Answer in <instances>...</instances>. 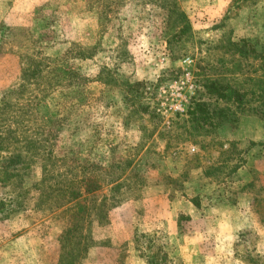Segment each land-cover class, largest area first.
<instances>
[{
  "label": "rangeland",
  "instance_id": "obj_1",
  "mask_svg": "<svg viewBox=\"0 0 264 264\" xmlns=\"http://www.w3.org/2000/svg\"><path fill=\"white\" fill-rule=\"evenodd\" d=\"M173 4L190 27L180 36ZM259 7L264 0H0V99L17 88L29 59L47 67L55 86L36 118L55 157L54 176L92 177L98 186L105 168L119 163L133 177L131 198L107 203L104 222L93 209L107 195L103 185L84 196L88 216L73 220L72 211L40 202L45 173L37 164L26 178V207L0 219V264H190L183 262L189 252L173 243L180 229H208L213 218L198 220L192 207L212 203L253 212L254 222L222 238L228 247L217 246L223 264H264V173L251 167L247 192H237L238 170L248 157H264V140L231 139L241 120L256 119L260 126L246 128L258 133L264 120L245 109L230 111L213 130L195 132L185 122L195 103L216 105L203 93L207 78L248 89L243 82L255 78L258 63L231 54L228 44L244 39L263 51ZM6 190L0 185V199ZM68 229L72 241L61 238ZM192 233L185 238L195 242Z\"/></svg>",
  "mask_w": 264,
  "mask_h": 264
},
{
  "label": "trees",
  "instance_id": "obj_2",
  "mask_svg": "<svg viewBox=\"0 0 264 264\" xmlns=\"http://www.w3.org/2000/svg\"><path fill=\"white\" fill-rule=\"evenodd\" d=\"M173 6V10L169 12L171 24L180 36L189 31L190 27L185 14L175 8V4ZM228 45L233 49L231 54H237L240 58L246 59L252 57L257 61L258 64L252 71L255 78L245 79L243 84L248 87L247 90L242 89L237 82L223 77L207 78L202 84L203 93L209 100L214 99L216 105L197 102L191 106L187 112L188 120L185 122L190 124L189 128L195 132L204 128L209 130L218 128L221 120L226 119L227 113L234 110V113L242 111L241 113L244 114L243 111L247 109L257 118L264 120V49L262 52H257L244 39L237 43L229 42ZM46 68L40 61L35 62L29 59L21 71L17 88L13 89L9 96L0 99V185L7 189L3 198L0 199V219H7L26 207L29 192L25 188L26 178L30 170L36 169V165L40 163L41 172L45 173L40 187L36 189L40 202L45 199L50 205V210L66 209L72 211L73 220L81 219L83 213L87 216L89 214V208L84 199L85 194H93L103 185L107 189V195H104L100 205L93 209L97 211L99 221L104 222L107 217L105 212L107 203L109 208L111 206L114 208L131 198L128 194L132 189L130 183L133 178L132 172L126 176V167L123 168L119 163L111 164L105 168L103 173L105 179L99 182L98 186L92 177H73L72 180H68L66 176L63 178L64 175L60 172H58L59 176H54L52 169L56 167L53 160L55 157L43 146L45 140L40 136L42 124L36 118L37 106L45 100L55 86L49 80L45 72ZM258 72L260 73L256 74ZM49 73L52 72L49 71ZM219 103H223L227 108H220ZM258 145L264 146L261 142ZM57 160L64 162L63 159ZM239 165L235 164L229 175L235 173ZM94 168L103 169L102 167ZM57 177L59 182H56ZM60 178L63 179L60 181ZM51 181L55 182L51 184ZM73 231L74 229H68L62 232V240H74ZM89 245H94L91 240ZM66 256L69 257V252L65 253ZM71 256L76 257L77 254L71 253ZM162 259L166 261L167 256L163 254Z\"/></svg>",
  "mask_w": 264,
  "mask_h": 264
},
{
  "label": "crops",
  "instance_id": "obj_3",
  "mask_svg": "<svg viewBox=\"0 0 264 264\" xmlns=\"http://www.w3.org/2000/svg\"><path fill=\"white\" fill-rule=\"evenodd\" d=\"M261 11L263 10H261V8L259 7L258 13H261ZM246 123L254 124L255 127L260 126V124H258L259 122H257L256 119H249V121L241 120L238 128L231 133V139H235L239 142H244L247 140H264V132L261 131L260 133H258L257 129H251V131L249 128H246ZM262 125L264 124L262 123L261 126ZM262 153L264 154V149L262 150ZM263 162V156L257 158V160H255V157L254 159L252 157H248L247 163L237 172L238 177H240L241 179L240 188H237L238 193L241 194L243 193V191L247 192L246 189L243 190L244 187L252 183V178L248 173L251 167H256L255 169H257L261 174L264 173V169L262 170V166H259V164L263 165ZM258 185L264 188V180L262 182H259ZM189 203H191V201H189ZM223 205L220 206L219 204L215 205L214 203H212V206L209 205L208 207H204L201 204V209L198 206L192 207V215L197 216L198 220H206L210 217L213 219L208 220V224L205 226L208 229L205 232H203L202 229H197L196 231H194L195 234L190 231L186 233L185 230L181 229L178 232L179 238H177L176 243L173 244L175 245L174 247L182 248V250L189 252V255L183 257L185 259V261L183 260L184 263L190 262V264H219L220 262L223 264L225 262L224 258L226 256L222 254H217V246H227L225 241H221L222 238L227 239L228 237H232L235 232L242 229L243 227H246L245 225L250 224L248 222H254L253 219H248L247 217H250V215H252L253 212H251V210L246 209L241 211L240 208H237L233 205H229L226 207ZM255 225L258 227L261 224L257 223ZM189 233L194 234L193 238L195 242H191L192 240H188L189 238L192 239V237L185 238L186 235ZM201 233L207 235H203ZM170 247H172V245H170ZM205 249L207 251H205Z\"/></svg>",
  "mask_w": 264,
  "mask_h": 264
}]
</instances>
